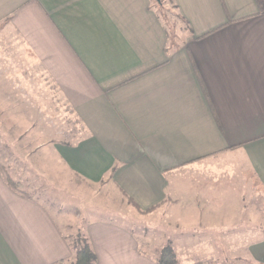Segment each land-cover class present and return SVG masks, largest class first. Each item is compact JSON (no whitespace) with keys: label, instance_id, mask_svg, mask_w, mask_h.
Masks as SVG:
<instances>
[{"label":"crops","instance_id":"0c3cea01","mask_svg":"<svg viewBox=\"0 0 264 264\" xmlns=\"http://www.w3.org/2000/svg\"><path fill=\"white\" fill-rule=\"evenodd\" d=\"M173 1L183 22L174 33L153 0H0V22L87 128L54 153L90 180L109 173L142 210L154 206L148 226L168 227L179 252L180 236L212 216L242 213L249 188L264 194V0ZM86 230L97 264H160L114 220ZM65 236L0 168V264H67ZM258 236L248 255L264 264Z\"/></svg>","mask_w":264,"mask_h":264},{"label":"rangeland","instance_id":"374dc122","mask_svg":"<svg viewBox=\"0 0 264 264\" xmlns=\"http://www.w3.org/2000/svg\"><path fill=\"white\" fill-rule=\"evenodd\" d=\"M158 1L153 0L154 7L174 33L183 23L174 1L162 0L161 9ZM26 48L17 30L8 22H0V163L4 172L20 181L24 190L48 208L65 235L85 232L87 224L95 219L114 220L140 239L143 251L158 259L165 246L173 247L169 228L156 225V229L151 223L148 226L149 211L138 212L109 173L100 181L90 180L65 167L54 153L55 143L76 144L87 137L88 131ZM8 110L11 116L25 117L20 126L18 119L6 118ZM8 121L10 125L4 129ZM4 131L11 134L4 135ZM249 190V199L244 203L242 194V213L212 216L220 220L180 236L184 244L176 252L178 264L200 260L204 264H259L249 257L247 246L264 232L257 229L264 227V194L256 192L254 186ZM193 234H201V238L194 239Z\"/></svg>","mask_w":264,"mask_h":264},{"label":"trees","instance_id":"16d2710c","mask_svg":"<svg viewBox=\"0 0 264 264\" xmlns=\"http://www.w3.org/2000/svg\"><path fill=\"white\" fill-rule=\"evenodd\" d=\"M157 3L161 9L164 2L160 0ZM0 168L5 180L14 190L32 198V196L23 189L20 181L14 180L8 173H5L1 164ZM127 197L130 202L139 207L132 197ZM152 209H154V206L146 210H142L139 207L141 212H148ZM65 238L68 242V245L70 246V249L72 250V257L67 260V264H97V254L92 247L87 230H85V232L78 230L75 235H66ZM157 260L160 264H178L176 252L171 245H167L162 249L161 255ZM191 264H204V261H195Z\"/></svg>","mask_w":264,"mask_h":264}]
</instances>
